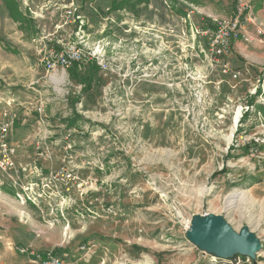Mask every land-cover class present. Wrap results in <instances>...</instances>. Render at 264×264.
Masks as SVG:
<instances>
[{"label": "rangeland", "instance_id": "1", "mask_svg": "<svg viewBox=\"0 0 264 264\" xmlns=\"http://www.w3.org/2000/svg\"><path fill=\"white\" fill-rule=\"evenodd\" d=\"M112 1L16 0L32 25L35 78L7 86L23 69L0 42V108L12 99L15 110L0 240L64 264H264V3L245 0L244 38L218 55L192 28L230 18L238 0L117 11ZM1 8L0 34L15 46L20 30ZM69 48L80 67L47 74L43 56ZM88 60L98 70L86 90ZM208 213L256 234L255 263L187 240L191 217Z\"/></svg>", "mask_w": 264, "mask_h": 264}, {"label": "built area", "instance_id": "2", "mask_svg": "<svg viewBox=\"0 0 264 264\" xmlns=\"http://www.w3.org/2000/svg\"><path fill=\"white\" fill-rule=\"evenodd\" d=\"M67 13L72 14L70 11ZM251 17L252 9L250 4L245 0H238L235 11L230 18L221 21L213 20L212 26L191 28L195 30L196 35L208 38L211 53L221 55L229 49L231 41L244 38L242 24L243 22L251 21ZM80 58L78 49L69 48V50L62 52L50 51L46 57L43 56L42 61L46 67L45 72L48 74V72L53 73L58 68L64 70L72 66L73 63L78 62ZM38 111L40 112L41 109L38 108ZM12 121L13 118L7 117L5 114L0 117V185L3 184V176L11 178L10 170L14 168L13 149L8 144ZM17 250L20 254L28 255L36 264H64L53 252L36 254L33 251H29L28 248H18Z\"/></svg>", "mask_w": 264, "mask_h": 264}, {"label": "water", "instance_id": "3", "mask_svg": "<svg viewBox=\"0 0 264 264\" xmlns=\"http://www.w3.org/2000/svg\"><path fill=\"white\" fill-rule=\"evenodd\" d=\"M186 238L198 250L223 260L243 257L255 263L263 247L247 226L235 230L223 216L212 213L193 215L186 229Z\"/></svg>", "mask_w": 264, "mask_h": 264}, {"label": "crops", "instance_id": "4", "mask_svg": "<svg viewBox=\"0 0 264 264\" xmlns=\"http://www.w3.org/2000/svg\"><path fill=\"white\" fill-rule=\"evenodd\" d=\"M15 2H16V0H15ZM0 5H2L1 10H4V15L6 14V16L8 18H10L8 15L7 9L3 3V0H0ZM19 11L23 14V16H25L27 18V15L23 11H21L20 8H19ZM11 22L15 25V27L18 31L20 30V33H21L20 38L18 40V43L15 46H12V44L8 42L9 40H11V38L8 39V37H6L4 34L3 35L0 34V42L2 44H4V42H7V44L10 46V48L6 47V49L10 52L9 56L1 55V53H0V55L3 56V58H7L10 60H18L19 66L23 70L16 69L15 72H13L14 73L13 77L12 78L10 77L11 80H13V81H11L8 84L5 81L6 79L0 75V86H2V84L4 83V84H7V86L8 85L13 86L14 90L16 87L29 88V86L31 84H33V82H34L33 80L35 78V71H34L35 67L32 63L33 60L31 58V55H29L27 52V49L29 50L30 48H32L31 44H32V41L34 40V39H32L33 33L30 32L32 25H31V27H28V26H25L24 24H21L19 22H14L12 19H11ZM35 23L36 22H34V24ZM0 31H1V28H0ZM0 93H1V87H0ZM10 101H12V102L6 101L4 106H2V108H0V117L3 114H5L7 117L14 118L15 110L12 108V106H8V105H11V103H13L14 100L11 99ZM13 106H14V104H13ZM10 131H11V128H10ZM8 139H10V132H9ZM14 151H15V149H14ZM15 153H16V151H15ZM2 185H0V186H2ZM27 199H29V198H27ZM29 201H31V200L29 199ZM1 237L2 236L0 234V238ZM48 252L54 253V251H48ZM58 256L60 259H62L60 255H58ZM0 264H36V263L30 258L14 254L10 244L8 242L5 243V242H2V240H0Z\"/></svg>", "mask_w": 264, "mask_h": 264}, {"label": "trees", "instance_id": "5", "mask_svg": "<svg viewBox=\"0 0 264 264\" xmlns=\"http://www.w3.org/2000/svg\"><path fill=\"white\" fill-rule=\"evenodd\" d=\"M141 1L144 2L147 0H113L111 2V9L113 11L122 10V9H126V8L133 9V8H135V4L140 3ZM3 3L7 9L9 17L14 22H19L21 24H24L25 26L31 27V24L29 23L27 18L25 16H23V14L19 11L18 5L16 4L15 0H3ZM263 3H264V0H253V5L257 9L260 8L263 5ZM210 26H212V25H210ZM80 64L81 63H79V62H75L73 65V68L77 70L80 67ZM87 66H88L87 68L89 69L88 70V76L85 77V79H83L84 83H87V85H86L87 88H85L86 90H88V88L90 89L94 75L98 70V66H96L95 62L92 60L87 61ZM67 123L70 125H74V120L73 119L68 120ZM54 253H55V255L58 256V254L56 252H54Z\"/></svg>", "mask_w": 264, "mask_h": 264}, {"label": "bare ground", "instance_id": "6", "mask_svg": "<svg viewBox=\"0 0 264 264\" xmlns=\"http://www.w3.org/2000/svg\"><path fill=\"white\" fill-rule=\"evenodd\" d=\"M61 79V78H60ZM61 82V81H60ZM237 119H238V116L236 117V121H237ZM188 227V226H187Z\"/></svg>", "mask_w": 264, "mask_h": 264}]
</instances>
